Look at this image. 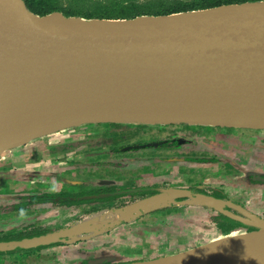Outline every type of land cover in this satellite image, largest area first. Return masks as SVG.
Listing matches in <instances>:
<instances>
[{
  "label": "water",
  "instance_id": "1",
  "mask_svg": "<svg viewBox=\"0 0 264 264\" xmlns=\"http://www.w3.org/2000/svg\"><path fill=\"white\" fill-rule=\"evenodd\" d=\"M93 123L264 129V0L129 19L39 15L24 0H0V156ZM185 191L190 194L176 198L188 199L172 203L207 206L254 230L122 264H264V218L225 210L231 201ZM191 196L223 206L196 204ZM128 221L73 237L66 231L79 221L0 241V252L70 243ZM212 243L207 256L196 257L198 248Z\"/></svg>",
  "mask_w": 264,
  "mask_h": 264
},
{
  "label": "rangeland",
  "instance_id": "2",
  "mask_svg": "<svg viewBox=\"0 0 264 264\" xmlns=\"http://www.w3.org/2000/svg\"><path fill=\"white\" fill-rule=\"evenodd\" d=\"M25 1V0H24ZM138 4H158L160 2L170 3L171 1L176 0H136ZM187 2H194L196 0H183ZM263 1V0H260ZM95 0H84L81 5H75L73 0H58V3L61 6L71 5L74 9L83 8L86 10L91 9L90 7H86L85 5H90ZM247 2V1H245ZM26 3V2H25ZM225 4H238L236 2L233 3H225ZM224 5V4H220ZM219 5V6H220ZM28 7V6H27ZM205 8H197L192 10H199ZM32 11V10H31ZM59 11L65 14L61 10H54L52 12ZM189 11V10H187ZM33 12V11H32ZM182 12V11H181ZM35 13V12H34ZM51 13V12H50ZM175 13V12H174ZM37 14V13H36ZM40 15V14H39ZM66 15V14H65ZM141 15H154L153 13L141 14ZM164 15V14H159ZM140 16V15H138ZM83 17V16H79ZM137 17V16H136ZM85 18V17H83ZM112 19H124V18H112ZM129 19V18H125ZM125 124V123H122ZM125 125L132 126L131 129L125 128H110L112 125L102 124V123H93V124H83L76 127H73L68 130L60 131L40 139H35L31 142L23 144L21 146H17L11 148L4 152L0 156V178L6 177L5 180H0V191L5 189L15 190L20 192H29L31 191V187L33 190L37 189L39 186L46 192H55L62 188H70L69 186L73 184V181H69L75 175L77 178H80L79 181L83 182H96V178H103L105 175L104 172H99L96 167H83L82 170L78 174L76 173V167L73 162L69 161L71 157H80V159H76L75 163H89L90 158L86 155L87 152H90L92 155L95 147H100V149H105L106 141L112 140V137L117 136V140L126 142H135L138 139H145V137L141 136L138 132H134L136 128L140 125H148V124H135V123H126ZM156 125V124H149ZM158 125H168V124H158ZM207 127V126H203ZM212 129L210 132L207 131L203 134L204 138H198L197 145L198 150L204 153H197L195 156L192 154H188L190 157L203 158L205 159V155H211V153H207L208 148L214 147L212 140L214 137L215 141H219L224 137L219 135L221 133H226L228 138L231 136L237 137V141H240L236 147H234L231 142L227 141V146L224 147L225 150L220 151L222 154L230 156H238V159H242L243 166L251 168L254 166L256 170H260L262 167L261 164H264V129H254L249 131H243L240 128H230V127H214L208 126ZM164 129V126L161 127ZM207 128V129H209ZM220 128V129H217ZM128 130V131H123ZM152 130L156 131L158 129L153 128ZM131 131V132H130ZM127 132V133H126ZM200 136L203 133L202 127L199 128ZM122 134L124 137H122ZM129 134L130 137H127ZM168 135V134H167ZM230 136V137H229ZM227 138V137H226ZM149 139V138H148ZM253 140L255 143L262 144L260 146H256L253 144ZM248 141V142H247ZM246 144H249L247 147ZM252 146V147H251ZM58 147L61 150L69 151L72 148L79 149L78 151L64 156L58 155ZM70 147V148H68ZM191 147V146H190ZM109 149V148H108ZM230 152H226V150ZM217 150V149H216ZM232 150V151H231ZM72 152V151H71ZM111 155V153H109ZM184 154V153H183ZM204 155V157H200ZM108 155L109 157H111ZM114 155V154H113ZM200 155V156H198ZM106 156V155H103ZM103 156H100V160H95L96 163L105 162ZM237 158V157H236ZM250 159V160H249ZM259 165H256L258 164ZM240 164V163H239ZM199 165V164H198ZM217 164L213 163L211 165H205L203 168L207 171V175L211 176L212 184L228 186V193L233 196H237V192L247 193L251 192L250 196L241 195L237 196L239 200L249 201L250 205L258 204L261 202V193L256 189L261 187L260 184L255 182L248 183L246 181L240 182L237 180H229L224 175L225 169L224 166H219L217 168ZM73 166V167H72ZM94 166V165H93ZM96 166V165H95ZM206 168V169H205ZM248 170V169H247ZM233 170H230L232 172ZM77 174H75V173ZM238 172V171H237ZM236 172V173H237ZM71 174V175H70ZM187 172H185V175ZM243 172L240 173L242 175ZM125 172L122 171L121 177L123 178ZM71 177V178H70ZM155 178V177H154ZM149 180V182H155L154 180H159V177L155 179ZM75 179V178H74ZM183 180V179H182ZM253 183V184H252ZM8 190V191H9ZM244 190H246L244 192ZM264 192V190H263ZM249 193V192H248ZM253 196V197H252ZM52 198V197H51ZM54 200V198H52ZM59 198L55 201H58ZM31 209L33 211L25 212L22 211L20 213L11 214L10 217L0 218V233L7 232L16 226H20L23 224L27 214L30 216L34 215L37 220L42 221V217H51L46 218L43 222L52 221L54 223L64 224V227L71 226L74 223L84 219L86 216L83 214L80 215V212L74 208L72 210H60L59 207H53L54 205H46V208H39L38 205L32 204ZM48 206V207H47ZM12 208V206H10ZM187 211L178 210L174 213H168L161 221L158 223V213H154L153 221H156V228H158V254L156 257L164 254V248L167 249L166 246L162 248V243L165 241L166 243L170 242L169 239H173V245L167 251H171L175 249V251H183L195 247L197 245L206 243L217 236H219V230L216 226L215 215L209 212L208 210H200L195 207L186 208ZM44 212V213H43ZM83 217V218H81ZM24 219V220H23ZM31 219V218H26ZM138 222V221H137ZM148 219H144L139 221L138 223L130 222L119 224L114 228L106 231L107 233H101L96 236H92L89 238H80L79 240L73 242H60V246H50L46 249L36 250L35 252H31L28 257L26 256H18V255H2L0 256V264H68L73 262L74 264H80V261L87 256H96L105 252L108 253L110 260L121 259L122 257L128 258L130 261H134V259H130V256L142 255L146 246H150V243L146 241L144 237L149 236L151 233L149 230L151 229L148 225H144V223H150ZM38 226V224H35ZM62 226V228H63ZM156 228H152V230H156ZM105 234V235H104ZM89 236V234H86ZM155 241V239H153ZM57 244V243H56ZM52 245V244H51ZM49 246V245H48ZM38 248V247H37ZM81 248L90 250L86 253H80ZM161 248V249H160ZM33 249V248H32ZM160 249V250H159ZM118 252V253H112ZM174 252V251H173ZM177 252V253H178ZM176 253V252H175ZM138 258V257H137ZM158 258V257H157ZM144 259V260H149ZM153 259V258H152ZM139 260V259H138ZM78 262V263H77Z\"/></svg>",
  "mask_w": 264,
  "mask_h": 264
},
{
  "label": "flooded vegetation",
  "instance_id": "3",
  "mask_svg": "<svg viewBox=\"0 0 264 264\" xmlns=\"http://www.w3.org/2000/svg\"><path fill=\"white\" fill-rule=\"evenodd\" d=\"M162 126H164V129L161 128ZM110 128L131 129L133 127L129 125H124L122 127L111 126ZM153 128H156L158 130L154 131L152 130ZM134 132H138L141 136L145 137V139H138L135 142L126 143H124L125 141L122 142L119 140H116L115 142L113 140H110V142L106 141L105 149H100V147L96 146L93 150L94 153L92 155H90V152L86 153V155L89 156L90 161H92L89 163H75L76 159H80V157L78 156L69 158L70 162H73L75 165H77L76 167H74L76 169L77 174L78 171L80 172L82 168L86 166L96 167L99 172H104L105 176L103 178H96V182H80V178H77L74 175L73 177L75 179L72 178L71 180H69L73 181V184L69 186L70 188H62L55 192H46L42 189L41 186H39L35 190H33V188L31 187V191L29 192L1 190L0 218H8L11 216V214L20 213L22 211H33L31 209V206H33L32 204L35 203L36 205H38L39 208H46V205L50 206L52 204L54 205L53 207H59V211H61L62 209L72 210L76 208L80 212V214L86 211L97 213L107 209L126 207L135 202L157 195L165 189H181L178 191L189 190L193 194L203 193L211 195L217 198L231 201L234 204L233 206L226 205L224 207L225 210L236 213L239 212L241 209H244L245 211L258 214L259 216L264 218V188L258 187L256 189L258 192L261 193V202H258V204L255 205H250L249 201L239 200V198L237 197L239 194L241 195V193L242 197L250 196V191H248L249 193H243L242 191H238L237 196H230L227 191V189H229L228 186H225L224 184H212L211 176H208L206 174L209 169L204 170L203 168L205 165H211L213 163H216L217 168H219V166H224L223 169L227 167L225 169L224 175H226V178H228L229 180L232 179L233 181L235 179L240 182L246 181L248 183L255 182L254 184L258 183L261 187H264V164H261L262 167L260 168V170H256L254 166L248 168L246 166H243V164L241 163L242 159L239 160L238 156H233L231 158L230 156H227L220 152L222 150H225L224 147H229V145H226L227 141L231 142V144L236 147V145L240 143V141H237V137L231 136V138H228L226 133H221L219 135L226 136L227 138L224 140L221 139L218 142L215 141L218 137H214V140H212L214 147H210L207 150V153L209 152L211 153V155L204 154L206 158L203 159L196 157L192 158L189 155L192 154L193 156H195L197 153H204L198 150V140L194 142V138H192L200 137L207 139V137H203V134H205L204 132L201 134L202 136H200V132L198 131V134L196 136L194 135V133H192L193 131L191 129H185L182 125L179 126L173 124L140 125L138 128L135 129ZM123 135L125 134H122V137H124ZM127 137H130L129 134H127ZM115 138L118 139L117 136H115ZM253 144L262 147V144L255 143L254 140ZM246 145L247 147H249V144ZM57 150L58 155L60 157H66L67 155H69V153L72 154L78 151L79 149L75 148L72 150V152L70 151L69 153H66V155H62L63 149L61 150L60 147H58ZM226 152L228 153L230 151L227 149ZM109 153H111V155ZM108 155H110L111 157H109ZM204 155L201 154V156H198L204 157ZM100 156L104 157L105 162L96 163L95 160H100ZM256 165H259V163ZM230 170L233 171L230 172ZM122 171L125 172L123 178L121 177ZM185 172H187L186 175ZM241 172H243L242 175H240ZM154 177H159V180L156 179L154 180L155 182H149V180L153 179ZM245 191L246 190H244V192ZM24 196L27 198L26 200L22 199ZM51 197L54 198V200ZM56 198H59V200L55 201ZM186 199H188V197H178L175 198V201L179 203ZM68 202H74V204L68 205ZM10 206H12V208H10ZM16 206L22 208L26 206V209H16ZM192 207H195L200 210H208L209 212L213 213V215H215V218L216 215L220 213V211L218 210L203 205L170 203L164 207L151 210L136 219L123 223H136L137 221L139 222L143 220V218H146L148 220H151L153 218L157 219L156 217H154V215H152L154 213H158L159 223L161 219H163V217H165L168 213L171 214L178 210L187 211L186 208L189 209ZM51 215L49 217H51ZM84 216L87 217L89 215ZM49 217H42V221H39L34 215L30 216L29 214H27L26 217H24L25 220L23 219L26 222L20 225H53L58 229L62 228L64 224H60L61 222H43V220H46V218ZM26 218L31 219L29 220ZM147 224L149 223H144V225ZM156 229L157 230L154 233L153 238H151L152 235L150 237L147 235L146 237H144L145 242L143 243H146V241L150 243V246L145 247L146 249L144 250V253L142 255L130 256V259L132 258L134 259V261H136L138 259H152L160 256L159 255L156 257V254H158V228ZM239 229L251 231L254 230V227L243 224V226ZM153 239H155V241H153ZM168 241H170L168 242L169 245L172 246L173 239H169ZM57 244V246L61 245L60 243ZM165 244L166 242L164 241L162 245ZM80 251V253L84 254L90 250L81 248ZM171 251H174V253L178 252L175 251V249H172ZM109 257L110 256H108V253L103 252L100 255L87 256L83 258V260L80 261V264H122L126 262H131L128 258L124 257L113 261L110 260ZM68 264L74 263L71 262Z\"/></svg>",
  "mask_w": 264,
  "mask_h": 264
},
{
  "label": "trees",
  "instance_id": "4",
  "mask_svg": "<svg viewBox=\"0 0 264 264\" xmlns=\"http://www.w3.org/2000/svg\"><path fill=\"white\" fill-rule=\"evenodd\" d=\"M245 1H260V0H196L194 2H187L183 0H176L171 1L170 3L160 2L158 4H154L155 2H152V4H138L136 0H95V2H92L90 5H85L86 7H90L91 9L84 11L83 8L74 9L71 5L61 6L58 3V0H25L26 5L30 10L33 12L45 15L48 14L54 10H61L63 11L67 16H83L85 18H134L141 14H148L153 13L154 15L159 14H170L174 12H181V11H187L197 8H210L214 6H219L220 4L225 3H242ZM73 6L75 5H81V3L84 2V0H73ZM102 124H108L112 126H124L125 124L120 123H102ZM91 125V124H90ZM173 125H179L183 126L185 129H191L194 133V135L197 136L199 128L202 127L203 132L206 133L207 131H211L208 126L203 127L199 125H189V124H173ZM209 128V129H207ZM220 129V128H217ZM243 131H249L254 129H247V128H240ZM224 139H226V136H223ZM194 138V142H196L197 137ZM112 140L115 142L117 139L115 137H112ZM177 140V139H176ZM74 148L70 149L69 151L62 152V155H66V153H69ZM6 177L0 178V180H5ZM8 189H5V191H8ZM23 200H26L27 198L24 196L22 198ZM9 201V200H8ZM11 202V201H10ZM25 202V201H24ZM74 204V202H68V205ZM16 209L24 210L25 207H17ZM91 213L95 212H82L84 215H90ZM81 215V214H80ZM83 218V217H81ZM85 219V218H84ZM83 220V219H82ZM80 220V221H82ZM79 222V221H78ZM216 226L219 230L220 234H229L236 230H238L240 227L243 226L238 221H235L229 217H227L224 214L218 213L215 218ZM54 230H58V228L54 227L53 225L50 226H44V225H20L16 226L15 228L0 233V241H10V240H20L23 238H30L34 236H39L42 234H46L48 232H52ZM58 244H52L47 246H40L38 248L33 249H22L17 248L13 251L8 252H0V256L2 255H18V256H26L28 257L31 252H35L36 250L46 249L50 246H57Z\"/></svg>",
  "mask_w": 264,
  "mask_h": 264
},
{
  "label": "bare ground",
  "instance_id": "5",
  "mask_svg": "<svg viewBox=\"0 0 264 264\" xmlns=\"http://www.w3.org/2000/svg\"><path fill=\"white\" fill-rule=\"evenodd\" d=\"M167 190L160 192L157 195L151 196L149 198L143 199L141 201L135 202L131 205L122 208L107 209L100 212H95V214H90L85 217L81 222L75 224L72 229L65 230L72 234L75 237L79 232L88 231V230H98V229H107L110 226L117 224L124 220L131 221L141 212L149 211L152 208L166 206L175 201L177 196H185L190 193L182 190ZM184 191V192H183ZM191 202L196 204H203L208 202L216 207L222 208L223 202L217 200H211L209 198L202 199L198 196H191L189 199ZM216 243L202 246L195 251L196 257L207 256L215 247ZM170 264V263H166ZM189 264V263H186Z\"/></svg>",
  "mask_w": 264,
  "mask_h": 264
},
{
  "label": "crops",
  "instance_id": "6",
  "mask_svg": "<svg viewBox=\"0 0 264 264\" xmlns=\"http://www.w3.org/2000/svg\"><path fill=\"white\" fill-rule=\"evenodd\" d=\"M149 221H151L149 224H147L151 229L149 230V232L151 233L150 235H149V237L152 235V237L151 238H153V236H154V233L156 232V230H152V228H156V225H158V223L156 224V221H153V219H151V220H149ZM136 223H138V222H136ZM164 246H166L167 247V249L166 248H164V254H161L160 256H165V255H170V253H172V254H175L173 251H167L169 248H170V245H169V243H166L165 245H162V248L164 247ZM161 249V248H160ZM159 249V250H160ZM159 256V257H160Z\"/></svg>",
  "mask_w": 264,
  "mask_h": 264
}]
</instances>
